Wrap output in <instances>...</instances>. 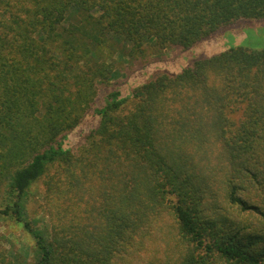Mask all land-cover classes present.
<instances>
[{"label":"trees","instance_id":"obj_1","mask_svg":"<svg viewBox=\"0 0 264 264\" xmlns=\"http://www.w3.org/2000/svg\"><path fill=\"white\" fill-rule=\"evenodd\" d=\"M263 19L264 0H0V219L32 236L33 264H264V49L122 95L149 56ZM37 182L45 231L24 202Z\"/></svg>","mask_w":264,"mask_h":264},{"label":"rangeland","instance_id":"obj_2","mask_svg":"<svg viewBox=\"0 0 264 264\" xmlns=\"http://www.w3.org/2000/svg\"><path fill=\"white\" fill-rule=\"evenodd\" d=\"M232 48L264 49V19L235 23L227 28L219 30L214 35L202 40L188 50L171 49L163 53L160 52L155 56L148 55L149 58L146 59L148 62L129 75L123 88L122 95H131L133 89L146 83L156 75L166 74L168 76H175L196 60L208 59ZM116 60V66L121 73L126 69L134 67V65H130L131 61L126 62L118 57ZM136 63L137 62H135V64ZM115 83L114 80L108 86L99 87L97 100L101 101L113 89ZM131 105L132 102H128V104L123 107L121 113L128 111ZM240 117V111L229 113V118L234 122H237ZM94 122V118L82 122L75 131L77 132L76 135L70 139V143L76 141L75 138L78 139V135L95 127L96 124H94ZM207 163L209 162L202 160L199 165L204 167ZM207 168L209 170L210 166H207ZM42 188L41 182L33 184L24 202L27 204L29 209L28 212L31 215L29 218L30 225H38L40 231H45L48 222L45 215L38 210V206L42 203ZM220 190L221 189H219V191ZM1 196L0 193V201ZM222 197L223 195L219 193V199L217 201L219 203L218 207L223 215L236 221L238 224L242 223L241 226L249 224L259 229L258 221L255 218L246 219L248 216L244 215L242 217L235 211L225 208ZM32 212L34 214H32ZM34 246L35 242L32 236L28 234L22 226L15 224L12 219H0V248L12 253L15 257L16 264L17 261H25L27 264H33L37 259V251Z\"/></svg>","mask_w":264,"mask_h":264}]
</instances>
